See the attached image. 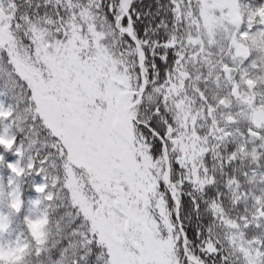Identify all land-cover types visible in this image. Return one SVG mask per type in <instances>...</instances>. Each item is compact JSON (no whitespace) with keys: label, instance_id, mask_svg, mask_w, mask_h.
<instances>
[{"label":"snow or ice","instance_id":"6c2138e0","mask_svg":"<svg viewBox=\"0 0 264 264\" xmlns=\"http://www.w3.org/2000/svg\"><path fill=\"white\" fill-rule=\"evenodd\" d=\"M0 264H264V0H0Z\"/></svg>","mask_w":264,"mask_h":264}]
</instances>
